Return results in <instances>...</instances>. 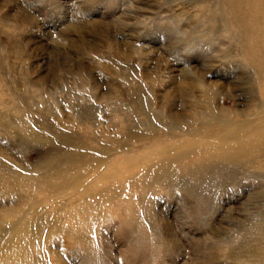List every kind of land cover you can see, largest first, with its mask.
Wrapping results in <instances>:
<instances>
[{
  "label": "rangeland",
  "instance_id": "374dc122",
  "mask_svg": "<svg viewBox=\"0 0 264 264\" xmlns=\"http://www.w3.org/2000/svg\"><path fill=\"white\" fill-rule=\"evenodd\" d=\"M0 179V264H264V0H0Z\"/></svg>",
  "mask_w": 264,
  "mask_h": 264
},
{
  "label": "bare ground",
  "instance_id": "6f19581e",
  "mask_svg": "<svg viewBox=\"0 0 264 264\" xmlns=\"http://www.w3.org/2000/svg\"><path fill=\"white\" fill-rule=\"evenodd\" d=\"M232 8V7H231ZM199 115V114H198ZM46 171V170H45ZM90 174V173H89ZM1 180V179H0ZM5 184V183H4ZM104 188V187H103ZM102 194V193H101ZM77 202V201H76ZM95 203V202H94ZM109 205V204H108ZM118 206V205H117ZM60 217H62V216H60ZM80 222V221H79ZM56 225V224H55ZM77 232V231H76Z\"/></svg>",
  "mask_w": 264,
  "mask_h": 264
}]
</instances>
